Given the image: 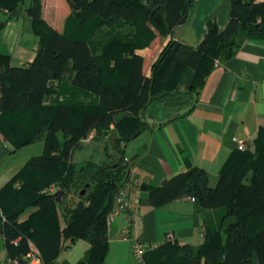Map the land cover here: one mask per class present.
I'll return each mask as SVG.
<instances>
[{
	"label": "trees",
	"instance_id": "16d2710c",
	"mask_svg": "<svg viewBox=\"0 0 264 264\" xmlns=\"http://www.w3.org/2000/svg\"><path fill=\"white\" fill-rule=\"evenodd\" d=\"M195 1L30 0L26 5V0H0V11L18 15L23 9L40 37L29 65H11L10 56L0 52V132L15 149L38 141L45 144L43 153L32 156L0 189L2 232L12 259L22 258L34 244L43 262L49 263L60 255L63 239H85L91 244L89 258L78 264H105L107 218L131 168L120 144L118 157L101 163L89 160L79 165L73 161L75 151L93 129L102 134L112 124L120 143L137 136L148 126L144 115L153 103L186 107L182 96L194 97L188 113L217 58L231 57L246 40L264 38V0H230L224 28L209 19L199 45L175 38L164 45L186 22ZM116 21L132 26V33L113 36L96 53L91 37ZM144 47H151L146 56L136 53ZM70 69L74 76L68 94L78 96L85 89L99 99L85 103L58 98L46 104ZM106 71L108 78L117 74V81L109 82ZM185 79L188 84L182 89ZM116 111L127 114L117 119ZM53 186L57 189L51 190ZM61 194L78 200L64 203L58 200ZM184 195L209 209L224 207L219 228H208L198 248L172 241L150 248L147 264H254L255 259L264 264V126L253 148L232 153L216 185L210 184L204 168L191 166L149 188L155 207ZM31 206L37 209L19 222Z\"/></svg>",
	"mask_w": 264,
	"mask_h": 264
},
{
	"label": "crops",
	"instance_id": "0c3cea01",
	"mask_svg": "<svg viewBox=\"0 0 264 264\" xmlns=\"http://www.w3.org/2000/svg\"><path fill=\"white\" fill-rule=\"evenodd\" d=\"M1 11L8 14L7 10ZM230 11V0H196L186 22L174 29L164 45L172 38L191 46L199 45L208 31V20L215 19L224 28L230 19ZM47 18L53 22V16L47 15ZM66 21L67 17H64V28ZM0 24H4L0 27V52L10 56L11 65H29L40 44L39 35L32 30L31 17L22 9L18 15H11L6 22L0 21ZM102 29L97 33L96 53H100L103 45L113 36H126L133 31L132 26L128 25L122 31L116 28L113 31ZM150 50L151 47L139 48L136 53L146 56ZM161 50L157 51L153 60H156ZM147 74H151V69H148ZM73 76L71 69L68 70L58 91L47 96L45 103L52 104L58 98L62 101L65 98L63 94L69 95L67 88L72 87ZM187 81L185 79L182 89L187 87ZM92 97L99 99L94 92ZM185 111V106L170 107L162 102L153 103L144 115L148 126L137 136L122 141L120 146L114 124L102 134L93 129L83 140L84 143L105 139L107 147L109 145L112 148L110 160L118 157L119 148L124 149L123 156L128 158L130 168L140 183L138 233L151 248L166 241L188 243L198 248L204 243L208 228H219L225 213L224 207H203L195 197L189 195L155 207L149 200V188L160 185L164 179L177 173L187 171L191 166L204 168L210 176V184L214 186L235 150L253 148L264 126V38L246 40L234 50L231 57L217 58L196 95L195 107L188 113ZM121 112L122 115L127 114ZM1 134L0 189L31 158L20 163L17 160L18 151L33 144L15 149L11 141ZM110 137L114 141H111L112 138L109 140ZM240 144H244L245 149H240ZM89 160L94 159L76 163L81 165ZM94 161L104 162L101 159ZM143 184L144 187H141ZM36 209V206L27 208L20 214L18 221H25ZM4 218L0 209V264H16L9 256L5 244L2 232ZM107 226L109 249L105 264H135L131 259L132 240L123 237L127 226L126 214L116 216L110 223L107 222ZM63 245L56 259L42 264H78L88 261L91 244L87 240L63 239ZM254 264H258L256 259Z\"/></svg>",
	"mask_w": 264,
	"mask_h": 264
},
{
	"label": "built area",
	"instance_id": "2783aa9c",
	"mask_svg": "<svg viewBox=\"0 0 264 264\" xmlns=\"http://www.w3.org/2000/svg\"><path fill=\"white\" fill-rule=\"evenodd\" d=\"M1 139L2 134L0 132V140ZM239 148L245 149L244 144H240ZM125 161H128V158H126ZM139 187L140 183L131 170L130 179L120 188L115 196L114 207L109 213L107 221L110 223L116 216L122 213L126 214L127 226L123 237L132 240V254L135 259V264H147L145 254L151 247L142 239L137 229V209L140 204ZM56 189V186L51 188V190ZM170 237L172 238L173 235H170ZM14 261L16 264H42L43 258L40 251L34 247L22 258L14 259Z\"/></svg>",
	"mask_w": 264,
	"mask_h": 264
},
{
	"label": "rangeland",
	"instance_id": "374dc122",
	"mask_svg": "<svg viewBox=\"0 0 264 264\" xmlns=\"http://www.w3.org/2000/svg\"><path fill=\"white\" fill-rule=\"evenodd\" d=\"M29 2H30V0H26L25 4L28 5ZM128 26H130V25H128ZM125 27H127V24L123 23L122 21L121 22L120 21L119 22L116 21L115 24H113V25H105L103 28H105V30H112V31L114 30V28H116V30L122 31L123 29H125ZM101 30H103V29H101ZM96 37H97V34L92 36L91 37V42H92L93 47L97 51L98 50L97 49L98 45H97V42H96ZM105 74H106L105 77L108 79L109 82L117 81V78H119V77L115 76L117 74H115L112 78H108L109 77L108 71H106ZM79 93L80 94H78V96H77V94H76V96L75 95L72 96V94H69V95L65 96V94H63L64 95L63 97H65L66 99H69L71 101L74 100L76 102L92 103V102L95 101V99L92 97V94H93L92 91L82 89L81 92H79ZM182 98H183V100L186 101V104H185L186 107L190 106L192 101L195 99L194 97L188 99V96H186V95L182 96ZM115 113H116L115 117L117 119H120L123 116L121 111H116ZM111 138L112 137H110L109 140H111ZM111 141H114L113 138H112ZM118 141H119L118 144H121L120 140H118ZM44 147H45V145H44L43 141H38V142H35V143H33V144L29 145V146H26L25 148H22V149H20L18 151L17 160H19L20 163L23 164L24 161H27L30 157L35 156V155H41L43 153V151H44ZM111 151H112V148L110 149L109 145L107 147L105 139H103L101 141L93 140L91 142H84L83 146L79 150L76 151V153L74 155V159H75L76 162H82V161H85V160H88V159H94V160H98V159L100 160L101 159L102 161L110 160L111 159V154H110ZM126 158L127 157H124V159H126ZM79 167L80 166H78V168ZM58 200H62V202L64 201V203L66 202L68 204H72L73 202H76L78 200V197L76 195H74L73 197H65L64 194H61L58 197ZM132 258L135 261V259L133 257V254H132L131 259ZM171 264H175V262H173ZM176 264H178V263H176Z\"/></svg>",
	"mask_w": 264,
	"mask_h": 264
},
{
	"label": "water",
	"instance_id": "95a60500",
	"mask_svg": "<svg viewBox=\"0 0 264 264\" xmlns=\"http://www.w3.org/2000/svg\"><path fill=\"white\" fill-rule=\"evenodd\" d=\"M10 16H11L10 13L6 14L5 12L0 11V21L1 22H6ZM83 191H85V190H83Z\"/></svg>",
	"mask_w": 264,
	"mask_h": 264
}]
</instances>
